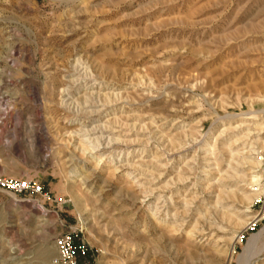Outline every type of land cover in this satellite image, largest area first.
<instances>
[{
  "label": "rangeland",
  "instance_id": "obj_1",
  "mask_svg": "<svg viewBox=\"0 0 264 264\" xmlns=\"http://www.w3.org/2000/svg\"><path fill=\"white\" fill-rule=\"evenodd\" d=\"M261 141L264 0H0V264H241Z\"/></svg>",
  "mask_w": 264,
  "mask_h": 264
},
{
  "label": "built area",
  "instance_id": "obj_2",
  "mask_svg": "<svg viewBox=\"0 0 264 264\" xmlns=\"http://www.w3.org/2000/svg\"><path fill=\"white\" fill-rule=\"evenodd\" d=\"M260 163V195L251 206V208L256 209L258 219L250 223L246 229L264 221V152L260 156ZM0 191L11 194L14 197L40 195L46 198L41 184L27 179L7 178L1 174ZM54 246L58 255L57 264H81V260L86 259L88 255L87 246L84 242L77 240V233L75 231L59 234L54 239ZM83 264H86V262Z\"/></svg>",
  "mask_w": 264,
  "mask_h": 264
},
{
  "label": "bare ground",
  "instance_id": "obj_3",
  "mask_svg": "<svg viewBox=\"0 0 264 264\" xmlns=\"http://www.w3.org/2000/svg\"><path fill=\"white\" fill-rule=\"evenodd\" d=\"M262 125V124H261ZM260 126V125H259ZM260 130H263L262 128ZM248 131V130H247ZM249 134V133H248ZM260 137V136H259ZM260 139V138H259ZM258 139V140H259ZM94 142V141H93ZM262 148L264 149V141L262 142ZM89 147V146H88ZM258 159V158H257ZM254 160V159H253ZM253 160L248 161L247 164H250L251 166H253L254 168H256L258 165H261L260 162L256 161L257 163H253ZM259 161H260V157H259ZM249 168V167H248ZM251 168V167H250ZM260 169V167H259ZM257 172H253L250 173L252 176L250 177V184L252 187H255V191L256 193L254 194L255 196H259L260 195V191H259V185H260V172L258 170V175H256ZM225 217H227L229 220H232V216L233 214L227 213L226 215H224ZM257 216V215H256ZM235 217V216H234ZM258 219L257 217L252 218V222H255ZM250 224V223H249ZM249 224L246 225L245 229L249 226ZM264 235V228H262V230L257 233L255 236L253 235V237L250 239V241L248 242L246 248L244 249V252L242 255H240V259H241V264H257L258 261V255L260 253H262L264 251V242H262L261 247L259 246V251L257 253H255V249H254V243L255 241L260 237ZM262 239L264 238L261 237ZM258 243V242H257ZM256 246V245H255ZM258 248V247H257ZM256 248V249H257ZM258 250V249H257Z\"/></svg>",
  "mask_w": 264,
  "mask_h": 264
}]
</instances>
